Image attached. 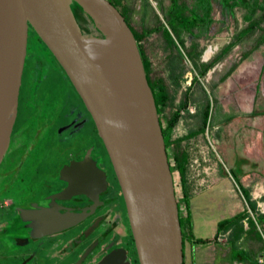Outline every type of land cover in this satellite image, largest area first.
<instances>
[{"label": "water", "instance_id": "water-1", "mask_svg": "<svg viewBox=\"0 0 264 264\" xmlns=\"http://www.w3.org/2000/svg\"><path fill=\"white\" fill-rule=\"evenodd\" d=\"M29 24L94 121L123 195L139 264H184L173 175L153 92L134 34L109 0H0V162L17 114ZM61 173L68 184L58 198L84 194L99 201L106 174L89 151ZM89 208L61 213L43 207L22 215L36 220L41 236L83 220L93 205ZM125 257L123 248H115L96 264H130Z\"/></svg>", "mask_w": 264, "mask_h": 264}, {"label": "rangeland", "instance_id": "rangeland-1", "mask_svg": "<svg viewBox=\"0 0 264 264\" xmlns=\"http://www.w3.org/2000/svg\"><path fill=\"white\" fill-rule=\"evenodd\" d=\"M128 1L134 7L130 22L135 29L140 30L142 25L153 24L151 7L143 6L144 2L147 1L159 15L163 26L170 32L182 54L174 60L173 64L175 68L172 71V76L166 61L169 50L160 32L154 30L147 33L140 41L143 52L151 63V76L156 78L161 77L167 84L170 93L174 95L172 104L167 105L163 112L161 117L162 123L165 124L168 115L173 110L179 109L180 104L185 102L184 106H181L179 109L180 117L170 132V138L173 139L186 135L189 132H194L191 137L185 138L181 142L187 151V190L190 189L189 187H191L195 177L198 179L203 178L204 170H210L208 167L212 159L214 160L215 158L211 156L214 155L213 153H216L214 151L215 148L218 149L217 147H219L217 142H219V145L222 143L220 142L221 138L225 141L224 144L222 143L224 146L227 143L231 144L234 138V141H238L249 156L259 158L261 160L260 173L263 175L264 102L261 95L264 94V40L260 41V38L264 33V18L259 20V25H256L248 34L237 39L236 33L247 26L248 23L243 17L249 14L251 7H255V13H253L254 18L260 15L264 7V0H186L187 5H179L177 7L176 20L181 19L183 22V19H185L187 24L189 22L194 24L196 22L198 23L195 36H191L190 32L186 31L182 33L187 45L191 40L198 42V49L200 51L199 57L196 58L198 63L209 62L220 52L224 45L230 41H235V45L229 52L215 62L201 76L192 61L188 58L185 48H182V45L179 44L177 36L175 35L176 32L172 30L173 21L170 15L175 14V10L169 13L167 9L163 11L162 9H158V2L160 0ZM161 1L165 6L169 4V0ZM207 1L212 5V22L206 29V24L203 25L202 22L207 15L205 6V2ZM194 8H196L199 14L197 12L194 13ZM144 16L145 18H143ZM200 16H202V19ZM143 20H145L144 23ZM182 22L177 24L181 30L184 25ZM27 44L28 48L23 67L21 92L18 96V116L15 126V130L19 132L25 130L24 124L30 121L31 123L33 122L34 114H32V110L36 106L44 107L49 113L53 108H56L58 112H65L66 110L69 111L75 105L84 107L81 99L77 96V93L72 88L54 57L40 44L34 33H30ZM207 48H211L213 52L208 57H205L207 55ZM244 62L252 65L251 68L249 67L242 72H238V67ZM228 80L229 88L224 93L223 87ZM257 82H260L261 89L259 92L260 104L255 112L250 113L252 91ZM241 93L246 94L245 105L243 104L244 107H241L242 101H237L235 97L236 94L240 95ZM31 96L33 98L32 101ZM206 107L209 108V115L205 127L201 129L203 124L202 112ZM227 108L239 112L238 116L235 115L232 116L233 118H225L222 124L216 123L215 118L225 116V109L227 110ZM87 128L88 125L82 131L85 133ZM51 136V132L48 131L44 138L33 139L34 143L37 142L36 152L34 154L36 157L34 158L36 160L40 159L37 161L39 166H45L48 160V158H45L46 155L47 157L51 155L49 147L51 145ZM14 138L15 140L18 138V133ZM86 140V137H81V133L80 135L76 134L73 139L68 141L67 145L80 143V145L84 146L86 145ZM37 146H39L38 151ZM18 150H21V148ZM236 150V155H239V161H245L247 163L246 167L249 170H255L257 163L254 165L249 164L250 162L243 158L240 152L241 149ZM218 153L224 158L228 169L233 173V178L230 177V179L233 180L235 185L236 182L241 185L238 176L243 172L242 169L246 167L243 168L240 163L237 164L235 161L230 163L225 159L221 149H218ZM41 157H44L45 160ZM4 167L5 164L2 163L0 172L4 170ZM172 175L176 199H181L183 194L181 181L176 171H172ZM35 178H38V176ZM204 183L207 184L208 182ZM236 187L235 189L237 191L238 185ZM112 193L118 196L119 201L116 199L115 206L111 207H119L121 209L120 211H123V203L121 202L118 189L116 188ZM238 196L243 200L239 192ZM5 210H1L0 208V215L2 212L3 214L6 213ZM180 210L181 212L185 210L183 203L180 205ZM250 228L252 229L253 227Z\"/></svg>", "mask_w": 264, "mask_h": 264}, {"label": "flooded vegetation", "instance_id": "flooded-vegetation-1", "mask_svg": "<svg viewBox=\"0 0 264 264\" xmlns=\"http://www.w3.org/2000/svg\"><path fill=\"white\" fill-rule=\"evenodd\" d=\"M72 9L80 26L84 28L73 6ZM21 87L22 76L19 94ZM260 91V82H257L252 91L251 112L259 108ZM77 96L80 98L78 93ZM261 98L264 100V94ZM83 106L75 105L65 112L53 108L50 113L44 107L36 106L32 110L33 122L24 124L25 130L19 132L15 130L17 105L9 146L0 162V167L2 163L5 164L4 170L0 172V208L6 209V213L0 215V264H96L115 248L125 250V260L130 264L139 263L125 202L111 160L84 103ZM86 125L88 128L84 133L82 130ZM48 131L52 135L49 146L51 155H46L48 160L45 166H39L37 161L40 159L34 158L37 142L34 143L33 139L44 138ZM17 133L18 138L15 140ZM80 133L81 137H86V145H67L70 139ZM88 151L96 165L106 174V187L98 194L99 201L94 202L84 194L58 198L55 194L68 184L61 169L83 159ZM116 188L123 203V211L119 207H111L115 206L116 199L119 201L118 196L112 193ZM92 205V212L83 220L41 236L37 235L36 220H25L22 215L24 210L43 207H54L61 213L79 212L84 208L89 212Z\"/></svg>", "mask_w": 264, "mask_h": 264}, {"label": "crops", "instance_id": "crops-1", "mask_svg": "<svg viewBox=\"0 0 264 264\" xmlns=\"http://www.w3.org/2000/svg\"><path fill=\"white\" fill-rule=\"evenodd\" d=\"M206 50L205 57H208L213 50L211 48ZM251 66L246 62L241 63L238 72ZM223 88L225 93L229 88V80L225 82ZM235 97L237 101H242L241 107H244L246 94H236ZM249 112L253 113L250 110ZM225 113V116L215 118L216 123L222 124L225 118L238 116L239 112L227 108ZM220 142L224 144L225 141L221 138ZM217 143L219 146L217 148L221 149L225 159L230 163L235 161L243 168L246 167L247 163L239 161V155H236V149H241L243 158L248 160L249 164L257 163V166L255 170H249L247 167L242 169L243 172L238 176L241 185L236 181L235 185L230 179L233 173L228 169L224 158L219 155L218 149L215 148L216 153L212 152L215 156L211 154L213 155L211 157L215 158L208 167L210 170H204L203 178L195 177L188 190L187 209L191 216V226L186 232L183 244L184 264H264V218L261 221L255 218L257 214L264 217V174L260 173L261 160L249 156L234 138L231 144L227 143L225 146ZM243 191L247 192V195ZM238 192L243 200L238 196ZM184 209L185 212V205ZM239 212L244 213L240 220H231V225L227 222L219 225L220 221L229 220ZM250 218L255 223L252 229L249 226ZM239 226L241 229L237 230Z\"/></svg>", "mask_w": 264, "mask_h": 264}, {"label": "trees", "instance_id": "trees-1", "mask_svg": "<svg viewBox=\"0 0 264 264\" xmlns=\"http://www.w3.org/2000/svg\"><path fill=\"white\" fill-rule=\"evenodd\" d=\"M114 6H116V8L120 11V13L122 14V16L124 17L125 21L127 22L128 26L130 27V29L132 30L134 37L136 39L138 48H139V52L143 61V66H144V70H145V74H146V78L148 81V84L153 92V96H154V101H155V105H156V109H157V113L159 116V121H160V125H161V129H162V133H163V137H164V142H165V146H166V151H167V155H168V161H169V165H170V169L171 171H176L178 173L179 179L181 181V187L183 189V194L181 199H177V206H178V211H179V223H180V228H181V233H182V244H184V239L185 236L187 235V230L190 229L191 226V216L189 215L187 206L189 203V193L187 190V181H186V168H187V151L186 149L182 146V141L185 138L191 137L193 135L194 132H189L186 135L183 136H179L176 138H170V132L173 129V127L175 126V124L177 123L179 117H180V112L179 109L181 106H184L185 102H182L180 104L179 109H175L171 112L170 115H168V117L166 118V123L163 124L162 123V115L163 112L166 108L167 105L172 104L173 101V97L174 95L172 93H170L167 84L165 83V81L161 78V77H152L151 76V63L148 60V58L145 56L143 49L140 45V41L142 40V38L145 36V34L150 33L154 30H157L160 32L161 36L163 37L165 44L167 45V49L169 50V52L167 53V66L170 69V74L173 76V70H174V60L175 58L181 56L182 54L180 53V50L178 49L177 45L175 44V41L173 40L170 32L163 26L161 19L159 18V15L156 13L155 9L153 8V6H151L150 3H148L147 1L144 2V7L150 6L153 12V24L152 25H142L140 30L135 29L132 25H131V17L134 11V7L133 5L128 1V0H109ZM179 5H187L186 0H169V4L167 6H165L162 1L160 0L158 2V9H162V11L164 9H167V11L169 10V13L173 10H175V14L170 15V17H172V21H173V32H176L175 35L177 36V40L179 42V44L182 45V48H185V52L188 56V58L192 61V63L194 64V67L198 70L199 75H204L208 69H210L215 62H217L220 58L224 57L229 50L235 45V41H230L229 43H227L226 45H224L222 47V49L220 50V52L209 62H201L198 63L196 61V58L199 57L200 51L198 49V42L195 40H191L190 43L187 45L185 43V38L182 35L183 32H190L191 36H195L196 34V28L198 27V23L196 22L194 23H186V20L183 19L184 21L182 22L181 19L176 20L177 19V15H176V10L177 7ZM264 5V4H263ZM75 12L77 13V16L79 15L78 12L76 11V4L73 3L72 4ZM205 6H206V13L207 15L205 16V20H203L202 24L205 25L206 29L208 28L209 24L212 22V16H211V8L212 5L210 4L209 1L205 2ZM194 13L197 12L199 14V12L196 10V8H194ZM253 13H255V7H251L249 10V14L245 15L244 20L247 21V26L242 28L239 32L236 33V38H240L246 34H248L256 25H259V20L264 18V7H263V12L261 15H259L257 18L253 17ZM80 17V15H79ZM202 19V16H200ZM145 18V16L143 17ZM184 18V17H183ZM145 22V20H143V23ZM178 22V23H177ZM179 22H182L183 28L182 30L180 28H178ZM34 33L38 39V41L40 42V44L45 47L49 52L50 50L48 49V47L46 46V44L43 42V40L39 37V35L36 33V31L33 29V27L29 24L28 26V36H27V43L29 41V35L30 33ZM195 38V37H194ZM264 40V33L262 34L260 41ZM257 45V44H256ZM27 48H28V44L26 46V53H27ZM50 54L53 56V54L50 52ZM54 57V56H53ZM55 59V57H54ZM55 61L57 62V60L55 59ZM58 63V62H57ZM59 65V64H58ZM60 66V65H59ZM60 68L62 69V67L60 66ZM63 71V70H62ZM65 74V73H64ZM71 84V82H70ZM73 87V85H71ZM74 89V87H73ZM75 90V89H74ZM203 115H202V119H203V124L201 126V129H203L206 125L207 119H208V115H209V108L206 107L203 110ZM244 192V191H243ZM245 194L247 192H244ZM247 195V194H246ZM181 203H183L186 207V211L185 212H181L180 210V205ZM253 205V203H251ZM244 213L239 212L236 215H234L232 218H230L229 220L225 219L220 221L219 225H223L224 223H229L231 225V220H240L241 218H243ZM257 221H261L264 217L260 214H257L255 216ZM228 224V225H229ZM254 220L253 219H249V226L250 227H254ZM241 229V226H239L237 228V230ZM138 263V262H137ZM139 264V263H138Z\"/></svg>", "mask_w": 264, "mask_h": 264}]
</instances>
